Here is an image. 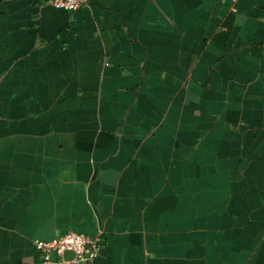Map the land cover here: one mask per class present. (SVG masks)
Segmentation results:
<instances>
[{
  "label": "crops",
  "instance_id": "obj_1",
  "mask_svg": "<svg viewBox=\"0 0 264 264\" xmlns=\"http://www.w3.org/2000/svg\"><path fill=\"white\" fill-rule=\"evenodd\" d=\"M70 230L264 264V0H0V264Z\"/></svg>",
  "mask_w": 264,
  "mask_h": 264
},
{
  "label": "built area",
  "instance_id": "obj_2",
  "mask_svg": "<svg viewBox=\"0 0 264 264\" xmlns=\"http://www.w3.org/2000/svg\"><path fill=\"white\" fill-rule=\"evenodd\" d=\"M87 0H50L59 8L75 10L85 4ZM35 247L42 262L55 261L60 264H96V257L101 249V242L97 236L77 231H67L51 239H35ZM71 252L70 258H64V253Z\"/></svg>",
  "mask_w": 264,
  "mask_h": 264
},
{
  "label": "water",
  "instance_id": "obj_3",
  "mask_svg": "<svg viewBox=\"0 0 264 264\" xmlns=\"http://www.w3.org/2000/svg\"><path fill=\"white\" fill-rule=\"evenodd\" d=\"M71 256H72L71 252L66 251V252L64 253V257H65V258H67V257H71Z\"/></svg>",
  "mask_w": 264,
  "mask_h": 264
}]
</instances>
